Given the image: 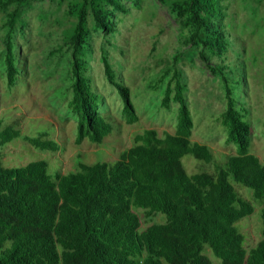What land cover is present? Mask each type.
<instances>
[{"label":"trees","instance_id":"1","mask_svg":"<svg viewBox=\"0 0 264 264\" xmlns=\"http://www.w3.org/2000/svg\"><path fill=\"white\" fill-rule=\"evenodd\" d=\"M27 0H0V8L20 6ZM219 0L173 1L171 6L185 27L188 42L200 49L226 48L219 30ZM90 11L94 32L112 34L114 12L126 13L121 0H81L76 23L67 42L70 51L68 109L76 115L74 143L102 144L113 125L99 112L101 98L87 76ZM74 13V10H73ZM16 12L7 16L4 39V73L11 90L18 81L13 33ZM101 63L106 82L122 102L128 125L138 116L130 90L115 75L104 50ZM177 58L156 77L161 87L160 108L176 104L174 132L158 135L153 129L133 137V144L113 162L84 163L76 170L51 174L48 163L37 160L5 167L0 155V264H212L205 250L220 264H264V147L259 160L250 152V129L232 82L220 66L209 67L223 89L224 110L219 121L234 153L218 162L206 145L190 141L193 121L186 102L185 85L176 67ZM264 127V122H263ZM21 139L40 151L58 152L60 146L46 132L22 135L18 123L0 119V149ZM191 156L212 172L189 175L182 163ZM251 191L260 204V239L246 250L236 226L254 207L235 189ZM134 209L145 216L161 215L163 223L141 229Z\"/></svg>","mask_w":264,"mask_h":264},{"label":"rangeland","instance_id":"2","mask_svg":"<svg viewBox=\"0 0 264 264\" xmlns=\"http://www.w3.org/2000/svg\"><path fill=\"white\" fill-rule=\"evenodd\" d=\"M183 0H121L126 13L114 12L115 32H94L90 11L86 26L89 31L88 70L92 88L100 96L99 112L113 125L112 133L102 144L83 141L75 145L77 118L68 107L70 92V51L67 44L76 23L75 9L81 0H27L20 6L0 8V119L4 124L16 122L22 135L36 136L46 132L60 146L58 152L40 151L21 139L0 149L5 167H17L44 160L51 174L76 170L77 157L87 164L113 162L133 144V137L146 129L158 135L173 133L176 104L169 110L160 108L161 87L155 88L157 75L177 58L185 85V97L193 127L190 141L206 145L215 160L223 162L234 153L226 142L219 117L224 110L223 89L210 66H220L232 82L239 105L244 109L250 129V152L261 160L264 147V0H219V17L213 27L221 32L226 48L200 49L189 44L190 27H185L171 6ZM74 10V13H73ZM16 12L13 33L18 81L11 90L4 73V39L10 12ZM104 50L119 81L130 90L138 121L128 125L122 118V102L105 80L101 51ZM186 172H212L191 156L182 158ZM249 200L254 212L236 226L244 235L246 250L260 239V204L251 191L234 185ZM144 229L152 223H163L157 214L145 216L134 209ZM205 254L212 264H220L210 250Z\"/></svg>","mask_w":264,"mask_h":264}]
</instances>
